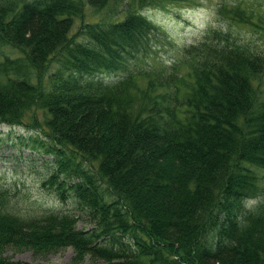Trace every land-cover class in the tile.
Returning <instances> with one entry per match:
<instances>
[{
	"label": "trees",
	"instance_id": "obj_1",
	"mask_svg": "<svg viewBox=\"0 0 264 264\" xmlns=\"http://www.w3.org/2000/svg\"><path fill=\"white\" fill-rule=\"evenodd\" d=\"M108 1L0 0V46L21 54L0 55V122L37 97L56 159L41 186L78 210L11 212L0 179V246L71 245L107 264H264V53L216 26L169 63L149 61L164 43L140 10L154 0L69 36L83 2ZM216 12L264 31V0Z\"/></svg>",
	"mask_w": 264,
	"mask_h": 264
},
{
	"label": "rangeland",
	"instance_id": "obj_2",
	"mask_svg": "<svg viewBox=\"0 0 264 264\" xmlns=\"http://www.w3.org/2000/svg\"><path fill=\"white\" fill-rule=\"evenodd\" d=\"M128 1L130 0H109L102 7L90 6L83 2L81 13L75 16L69 36L74 39L81 37L83 27L89 23L87 21H112L124 16ZM220 1L232 0H154L142 7L140 9L142 13L160 27L165 43L156 49L149 61L158 56L169 63L180 56L184 45L196 42L207 29L216 26H229L236 32V40L264 53V31L257 26L253 28L254 26L229 25L228 19H223L216 12V6ZM253 1L259 3L260 0ZM128 8L130 9V6ZM0 55L16 58L21 54L17 48L3 44L0 46ZM56 68V59L53 58L47 70L41 75L44 89H50L49 76ZM183 68L187 69L186 66ZM6 76V72L0 70V82L4 81ZM40 77L32 72L33 85L40 87L38 83ZM114 78L115 76L106 73L103 75L104 80ZM145 83L146 80H140L138 85ZM39 104L36 97L26 105L24 114L18 122L13 124L0 122V179L14 190L9 203L15 210L10 211L29 216L43 210L77 213L76 203L72 199L61 200L56 194L41 186L42 180L52 171L56 159L53 154L45 152L49 137L46 135L45 111ZM78 226L86 225L79 221ZM0 264H107V262L92 256L89 252H77L71 245L44 246L41 249L30 245H1Z\"/></svg>",
	"mask_w": 264,
	"mask_h": 264
}]
</instances>
